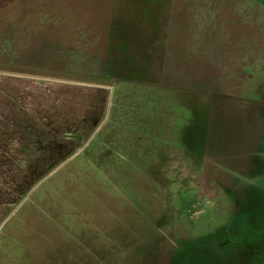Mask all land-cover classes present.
<instances>
[{
    "label": "rangeland",
    "instance_id": "obj_1",
    "mask_svg": "<svg viewBox=\"0 0 264 264\" xmlns=\"http://www.w3.org/2000/svg\"><path fill=\"white\" fill-rule=\"evenodd\" d=\"M185 1L165 85L109 98L73 59L110 0H0V264H264V0Z\"/></svg>",
    "mask_w": 264,
    "mask_h": 264
},
{
    "label": "crops",
    "instance_id": "obj_2",
    "mask_svg": "<svg viewBox=\"0 0 264 264\" xmlns=\"http://www.w3.org/2000/svg\"><path fill=\"white\" fill-rule=\"evenodd\" d=\"M186 9L185 0L183 7L181 0H110L105 54L75 52V75L112 83L100 85L109 98L122 95L127 86L163 87L174 62L171 40L178 41L180 33L192 31L178 19L186 15ZM98 105L97 115H101L105 105ZM92 110L88 103L81 111L82 118H90L88 123L96 120Z\"/></svg>",
    "mask_w": 264,
    "mask_h": 264
}]
</instances>
